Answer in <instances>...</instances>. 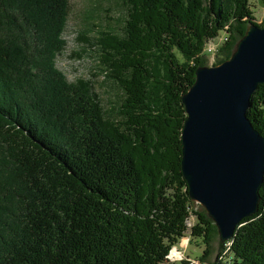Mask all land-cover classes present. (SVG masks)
<instances>
[{"label":"trees","instance_id":"obj_1","mask_svg":"<svg viewBox=\"0 0 264 264\" xmlns=\"http://www.w3.org/2000/svg\"><path fill=\"white\" fill-rule=\"evenodd\" d=\"M123 2L122 31L84 38L117 87L108 110L94 80L57 66L71 0H0V264H188L167 257L189 233L200 264H264V184L259 211L216 250L181 166L182 98L206 50L223 34V63L264 20L251 0ZM247 115L264 136V84Z\"/></svg>","mask_w":264,"mask_h":264},{"label":"water","instance_id":"obj_2","mask_svg":"<svg viewBox=\"0 0 264 264\" xmlns=\"http://www.w3.org/2000/svg\"><path fill=\"white\" fill-rule=\"evenodd\" d=\"M244 34L228 60L197 69L182 98L183 175L190 199L214 221L221 243L259 211L264 184V136L247 115L264 84V27L250 25Z\"/></svg>","mask_w":264,"mask_h":264},{"label":"rangeland","instance_id":"obj_3","mask_svg":"<svg viewBox=\"0 0 264 264\" xmlns=\"http://www.w3.org/2000/svg\"><path fill=\"white\" fill-rule=\"evenodd\" d=\"M250 6H252L258 23H262L264 20V2L262 0H251ZM126 17L127 9L123 0H71V14L64 34L68 43L64 54H61L57 60V66L65 72L71 81L77 78L94 80L96 91L108 110L117 103L119 93L117 87L106 79V71L100 64L99 53L90 46H85L84 38L97 37L101 30L114 29L118 32L122 31ZM224 40L225 36L222 34L214 45L216 46ZM206 53L208 55L207 66H213L216 55L209 50H206ZM182 241H184L183 245ZM182 241L180 240L176 245L178 251H181L184 257L198 260L205 248L202 239L194 238L189 233ZM214 246L216 250L219 247L218 235Z\"/></svg>","mask_w":264,"mask_h":264},{"label":"built area","instance_id":"obj_4","mask_svg":"<svg viewBox=\"0 0 264 264\" xmlns=\"http://www.w3.org/2000/svg\"><path fill=\"white\" fill-rule=\"evenodd\" d=\"M208 50L210 52H213L215 51V46L213 45H210ZM193 217H191L190 220H188V225L189 227H191L193 225ZM183 240V239H182ZM181 240V241H182ZM184 241H182V245H183ZM184 254L181 252V251H178V248L177 246L173 247V249L171 250V252L169 253V256L167 257L168 261L170 263H176V262H180L182 260H187L188 261V264H200L199 260H191L189 259L188 257H184L183 256Z\"/></svg>","mask_w":264,"mask_h":264}]
</instances>
